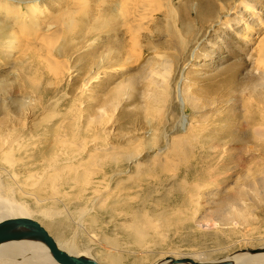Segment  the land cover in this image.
I'll use <instances>...</instances> for the list:
<instances>
[{
  "label": "rangeland",
  "instance_id": "obj_1",
  "mask_svg": "<svg viewBox=\"0 0 264 264\" xmlns=\"http://www.w3.org/2000/svg\"><path fill=\"white\" fill-rule=\"evenodd\" d=\"M17 1L11 5L18 7ZM76 1L83 7L78 18L105 8V0ZM158 1L150 2L156 21L150 31L139 30L144 47L140 55L139 48L133 51L139 55L134 59L126 56L132 33L110 16L97 19L93 14L91 22L99 30L64 28L55 42L56 67L65 70L61 81L47 74V64L34 63L32 50L10 52L0 46V143L8 130L16 150L42 147L50 139L48 128L64 114L81 113L77 121L88 129V148L108 147L97 148L92 161L122 174L98 175V193L87 185L84 192L78 182L70 188L64 184L58 197L45 189L38 199L28 200V211H42L47 218L27 217L46 229L51 224L47 230L58 242L74 239L82 254L101 258L100 264H112L113 257L115 264H157L167 254L191 258L197 251L204 253L198 262H210L233 252L261 250L264 139L256 128L264 118V71L257 60L264 0H172L176 11ZM70 2L36 4L45 21ZM31 3L23 0L18 15L26 22ZM15 17L0 12V23H12ZM220 17L225 21L218 23ZM173 141L181 143L180 150H170ZM166 152L172 164L163 157ZM116 159L118 165L111 163ZM196 185L202 195L193 204L189 197ZM79 192L87 197L77 200ZM96 195L105 198L96 214L107 226L83 229L75 206ZM113 208L123 211L116 220L109 215ZM136 222L152 227L148 248L136 247L131 238L130 224ZM46 262L55 264L51 258Z\"/></svg>",
  "mask_w": 264,
  "mask_h": 264
},
{
  "label": "bare ground",
  "instance_id": "obj_2",
  "mask_svg": "<svg viewBox=\"0 0 264 264\" xmlns=\"http://www.w3.org/2000/svg\"><path fill=\"white\" fill-rule=\"evenodd\" d=\"M14 1L9 3L8 0H0V12L17 17H15V20L14 22L12 21V23H0L1 48H3L5 51L10 52H13L16 49H19L23 52L32 50V60L35 61L34 63L40 62L43 64H47V74H51L52 78L58 81L63 80V72L65 70H58L60 64L58 67H56L57 61L55 55L57 54L56 50H58V43H55L56 38L63 33L62 30L64 28L70 30L73 29L75 25L79 26L81 30H83V32H85V30L89 26V30H91L92 28L98 30L101 29L98 27V25L92 24L91 22L92 19L95 18L91 17L96 13H94L93 10H87V12L81 15L82 17L78 18L77 15H80L83 10V7H81L82 4L80 6V2L78 3L76 0H71L67 8L60 10L58 14H55V16H52L43 21L42 19L45 16V13L41 10V6L39 4H36V2L39 0H32V3L30 4V6H28L29 10L27 12V17H29L30 22H26V18L24 19L23 17L21 18L20 16H18L21 12L20 10H22L21 5H23V0L17 1L18 7L11 5V3H14ZM151 1L153 0H105V8L97 9V19H100L104 16H110L116 21V23L120 22L121 27L132 33V45L131 47H129L132 49L128 48L129 54H126V56H128V59L134 56L137 51L134 54L133 51L138 48L140 55L142 48L144 47V45L140 41V35L138 34L139 30L147 29L150 31L149 25L152 22L154 23L156 21L154 16L155 12L150 6ZM172 2V0L158 1V3L165 5L166 10L176 11V9L173 8ZM231 12H233V9ZM229 14L230 11L226 15V17L229 16ZM224 21L225 19L220 17L218 23H222ZM77 37L75 36V38ZM70 41L68 43H70ZM64 44L65 46H67V43ZM257 48L260 49L257 60L261 63V67L264 71V36L259 38ZM57 52L61 54L62 51ZM136 55L137 56H135V58L139 56L137 53ZM65 66L68 67V64H64V67ZM91 80H89V82ZM77 111L79 110L77 109ZM68 112L72 111L68 110ZM72 113H74V111ZM59 114H61V112ZM80 115L82 114L80 113L77 116L76 112L74 114H66V116L64 114L61 119L59 118L60 120L54 123V126H50L51 128H48V135L50 139L49 142L44 144V146L42 147L38 146V144H35L36 146H32L33 144H31L28 145V148H25L24 150H16L13 146L10 145L11 136L9 134V131L7 130L6 132H3L1 138L2 140L0 143V222L15 217H27V214L35 215V213L36 215H39V217H41V220L44 221L47 216L43 214L42 211H28L30 207L28 200L32 199L33 197L37 198V195L41 193V191L50 190L53 192L51 194H57L56 196L58 197V195L63 192L62 186H64V184H66L65 187L70 188L74 186V183L77 186L76 182H78L84 187V192L88 191L87 189H85V185H87L90 189L94 188V193H98L96 187L101 184L100 180H96V178H98V175L104 174V178L107 177V174L109 175L111 173H115V175L118 174V176L122 175L120 172L116 173L118 171V169L116 168H113L110 171L107 170L106 167L104 168L107 163H105L104 166L102 165V167L98 166V164L100 163L92 161L94 158L93 155H95V152L98 151V146H95L94 148H88L91 140L87 137L88 134L85 135L88 129L80 121H77L83 117L82 116L80 118ZM256 134L259 135L261 139H264V118H261V121L256 128ZM95 138L98 139L96 136ZM95 138L93 137L94 140L92 138L91 139L96 142ZM180 145V142L175 143V141H173L171 143L170 150H180ZM106 148L108 147L103 146L102 148L98 149L102 150ZM163 157H165L166 161L169 164L173 163V161L171 162L168 158V152H166ZM38 161H41V164L39 163L38 165ZM73 161H76V163H74ZM118 161L119 160L116 159L111 163L115 162V165H118ZM36 163L38 167L36 166ZM33 165H35V168L33 167ZM198 186L199 185L194 186L190 191V203L196 204L200 201L202 194ZM114 192L115 191L113 190L112 193ZM121 195L122 193L117 194L118 201H123L122 199H119ZM96 196L97 197L93 199H90L88 196L87 200L89 202H81L80 204H77L75 206V214H77L78 216V224L83 229L85 227L95 228L98 225L105 226V224L107 226L108 222L104 221V223H101V221L99 220L101 215L96 214V210L98 208H100L101 206L103 208L105 206V198L104 200H102V197H99V195ZM86 197L87 193L83 194L79 192L76 195L77 200ZM101 200L102 203H99ZM95 205L96 207H94ZM26 211H28L29 213ZM122 212L123 211L121 210L113 208L109 211V215L111 216L110 218H113V220L115 218H119L123 215ZM49 225L46 226H48L49 228ZM213 226L217 227L216 225ZM130 227L131 229H133V233L130 235L131 238L134 239L136 247L139 246L148 248L152 244L153 241L151 238H149L152 237L150 233L152 231L151 226L141 225L140 223L136 222L130 224ZM201 227H206L208 229L213 228L211 226H207L206 224H201ZM58 244L63 250L67 251L70 254H80L85 256L80 252L78 244L74 239H70L64 242V244L59 241ZM39 246H43V249L45 252H47V254L40 253L38 248ZM259 249H261V252H263L264 246L259 247ZM6 255H20L21 257L16 259L3 260L2 257ZM202 255H204V253L197 251L191 254V256H193L191 258L197 261L203 259L201 258ZM29 256H31L32 258H29ZM87 256L94 258L99 263L101 261V258H97V256L94 257L90 254H88ZM24 257L28 258L25 259ZM170 257H172L170 254L164 255L165 260L161 263L158 262L157 264H169L168 259ZM48 258H51V261H54L47 246L41 242L22 240L8 242L0 245V264H47L46 260ZM174 258L181 257L175 256ZM255 259L260 260V262H264V252L262 254H252L250 252H233L228 257L216 261L231 260L233 264H254ZM111 260L112 264L116 263V259L114 257L111 258ZM54 263L57 264L55 261ZM255 263L257 264L256 261Z\"/></svg>",
  "mask_w": 264,
  "mask_h": 264
},
{
  "label": "water",
  "instance_id": "obj_3",
  "mask_svg": "<svg viewBox=\"0 0 264 264\" xmlns=\"http://www.w3.org/2000/svg\"><path fill=\"white\" fill-rule=\"evenodd\" d=\"M22 240L37 241L46 245L57 264H100L94 258L73 255L63 250L49 231L39 221L33 218L15 217L0 222V245ZM261 251L252 250L251 253ZM168 261L169 264H233L231 260L197 262L190 257H170Z\"/></svg>",
  "mask_w": 264,
  "mask_h": 264
}]
</instances>
